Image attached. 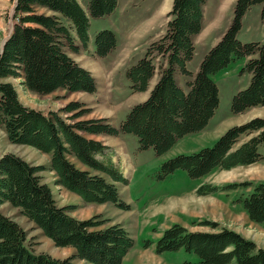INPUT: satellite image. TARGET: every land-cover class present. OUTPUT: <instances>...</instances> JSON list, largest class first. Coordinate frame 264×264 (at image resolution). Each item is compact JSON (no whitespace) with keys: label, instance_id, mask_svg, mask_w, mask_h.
I'll list each match as a JSON object with an SVG mask.
<instances>
[{"label":"trees","instance_id":"16d2710c","mask_svg":"<svg viewBox=\"0 0 264 264\" xmlns=\"http://www.w3.org/2000/svg\"><path fill=\"white\" fill-rule=\"evenodd\" d=\"M257 3L262 4L264 21V0H236L230 26L205 55L186 91L177 83L175 72L179 68L193 75L187 62L195 53L194 37L203 30L206 0H173L166 32L127 73L134 92L148 91L158 69L155 58L160 57L163 65L158 80L148 98L135 104L117 127L107 117H84L90 108L79 100L62 108L71 113L67 118L56 110L46 112L26 105L9 78L21 79L26 89L43 95L59 89L95 92L93 72L70 51L88 49L90 16L112 13L118 0H90L89 13L79 0H16L14 28L0 47V126L11 143L30 145L50 155L49 168L55 172L57 185L87 202H111L129 209L116 184H126L128 179L109 156L111 147L98 137L133 133L141 148H153L158 155L166 153L180 138L207 127L220 102L213 76L236 57L247 58L243 71L251 78L247 87L233 96V113L264 106V41L244 43L238 38L244 15ZM116 43L114 31L101 30L96 36V54L106 56ZM245 135L250 137L238 145ZM262 145L264 117L258 116L228 128L212 146L168 159L162 171L167 174L183 168L198 178L216 168L250 165L264 159ZM46 169L44 164H34L13 152L0 155V205L9 202L19 208L56 246L71 247L75 252L65 258L37 253L28 245L22 225L0 209V264H77L76 259L87 264H126L135 239L125 226L102 227L106 219H100L101 215L87 219L71 215V207L59 205L51 186L43 180L41 172ZM215 191L217 186L205 183L197 189L201 195ZM240 202L252 221L264 223V181L256 183ZM181 249L194 253L203 264H264V248L229 228L193 231L174 223L157 240L156 251Z\"/></svg>","mask_w":264,"mask_h":264},{"label":"rangeland","instance_id":"374dc122","mask_svg":"<svg viewBox=\"0 0 264 264\" xmlns=\"http://www.w3.org/2000/svg\"><path fill=\"white\" fill-rule=\"evenodd\" d=\"M89 1L79 0L88 13ZM15 4L16 0H0V47L14 28ZM235 4L236 0H206L203 30L195 36V53L187 62V68L193 75H186L179 68L175 72L177 83L184 90L189 89L188 81L194 78L205 55L231 24ZM172 5L173 0H118L112 13L101 17L90 16L88 49L79 53L70 51V54L93 72L97 81L95 92L59 89L43 95L26 89L21 79L10 77L9 80L16 85L20 99L26 105L46 112L56 110L67 118L71 113L66 114L62 108L71 100H79L90 108L84 117H107L112 124L120 127L131 108L148 98L158 80L160 66L163 65L160 57L155 58L158 69L148 91L134 92L127 73L132 65L145 56L150 44L166 32L168 12ZM261 9V3L254 4L244 15L238 33L242 42L264 41ZM65 23L76 37L71 24ZM103 29L114 31L117 43L106 56H98L96 36ZM246 62V57H236L225 70L213 76L220 90L215 116L205 129L180 138L166 153L158 155L153 148H141L138 137L133 133L98 137L111 147L109 156L128 179L126 184H116L129 209L119 208L111 202H87L78 194L57 185L55 172L49 168L50 155L30 145L11 143L1 126L0 155L13 152L34 164H44L47 169L41 172L43 180L51 185L59 205L71 207V215L79 219L101 215L100 219H106L102 227L123 224L135 239V245L125 258L126 264H203L194 253L184 249L161 254L156 251L157 240L174 223L193 231L233 229L264 248V223L252 221L240 202L256 183L264 181V159L231 169L216 168L210 174L198 178L191 177L183 168L167 174L162 171V164L168 159L212 146L228 128L254 117H264V106L239 114L232 111L233 96L250 82L251 75L243 71ZM249 137L243 136L238 145ZM261 152L264 156V145L261 146ZM204 183L217 186V191L199 194L197 189ZM0 209L22 225L27 233L28 245L37 253L46 252L65 258L75 252L71 247L56 246L34 222L9 202L1 204ZM75 262L87 264L86 260L76 259ZM230 264L237 263L234 261Z\"/></svg>","mask_w":264,"mask_h":264},{"label":"crops","instance_id":"0c3cea01","mask_svg":"<svg viewBox=\"0 0 264 264\" xmlns=\"http://www.w3.org/2000/svg\"><path fill=\"white\" fill-rule=\"evenodd\" d=\"M205 19H206V18H205ZM228 26H230V24H229ZM225 31H226V30H225ZM225 31H224V32H225ZM197 35H198V34H197ZM194 39H195V37H194ZM71 56H72L73 58H75L73 55H71ZM75 59H76V58H75ZM76 60H77V59H76ZM77 61H78V60H77ZM78 62H79V61H78ZM79 63H80V62H79ZM81 64H82V63H81ZM82 65H83V64H82ZM84 66H85V65H84ZM85 67H86V66H85ZM214 116H215V115H214ZM214 116H213V117H214ZM213 117H212V119H213ZM212 119H211V120H212ZM211 120H210V121H211ZM48 155H49V154H48ZM48 184H49V183H48ZM49 185H50V184H49ZM50 186H51V185H50ZM52 190H53V189H52ZM53 193H54V192H53ZM54 196H55V195H54ZM55 198H56V197H55ZM56 200H57V199H56ZM57 202H58V201H57ZM3 204H4V203H3ZM5 214H6V213H5ZM6 215H8V214H6ZM8 216H11V215H8ZM78 260H79V259H78ZM80 260H82V259H80ZM78 264H80V263H78Z\"/></svg>","mask_w":264,"mask_h":264},{"label":"water","instance_id":"95a60500","mask_svg":"<svg viewBox=\"0 0 264 264\" xmlns=\"http://www.w3.org/2000/svg\"><path fill=\"white\" fill-rule=\"evenodd\" d=\"M9 36H10V35H9ZM9 36L6 37L5 40L3 41L2 48L4 47V45H5L6 41L8 40Z\"/></svg>","mask_w":264,"mask_h":264}]
</instances>
